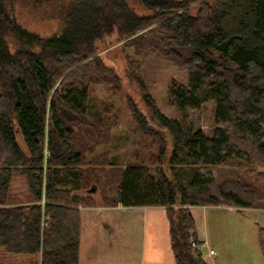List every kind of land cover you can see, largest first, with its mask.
Returning <instances> with one entry per match:
<instances>
[{
    "label": "trees",
    "instance_id": "16d2710c",
    "mask_svg": "<svg viewBox=\"0 0 264 264\" xmlns=\"http://www.w3.org/2000/svg\"><path fill=\"white\" fill-rule=\"evenodd\" d=\"M134 1L142 12L127 0H0V247L6 251L35 255L36 264H78L80 207L97 205L98 192L105 206H163L175 263L206 264L190 245L197 242L191 206L264 208V0ZM49 2L61 22L52 36L28 31L12 14L16 3L39 11ZM114 31L136 55L159 54L187 69L185 85L169 86L184 120L214 104L206 135L161 113L140 82L146 113L134 105L131 111L139 129L158 141L148 155L152 168H123L112 158L83 162L106 125L85 114L88 85L114 78L95 42ZM216 169L242 178L219 185ZM14 174L25 178L30 202L10 203ZM258 242L264 259L261 226Z\"/></svg>",
    "mask_w": 264,
    "mask_h": 264
},
{
    "label": "rangeland",
    "instance_id": "374dc122",
    "mask_svg": "<svg viewBox=\"0 0 264 264\" xmlns=\"http://www.w3.org/2000/svg\"><path fill=\"white\" fill-rule=\"evenodd\" d=\"M127 1L138 12L143 11L134 0ZM12 10L17 24L30 32L40 36L59 33L61 22L54 15L55 11H50V2L45 3L39 11L17 3L13 5ZM95 52L103 64L113 70L114 78L110 82L88 85L85 114L89 121L100 120L106 123L108 128L106 125L102 128L98 137L100 141L95 147L92 145L90 149L84 151L83 162L91 161L94 157L95 161L99 162L112 158L123 168L128 164L141 163L152 168L148 162V155L157 152L158 141L153 134L139 129L132 115L131 106L134 105L139 111L146 113L140 92L141 82L161 113L170 118L184 120V114L174 105L169 94V86L172 80L185 85L188 79L187 69L159 54L136 55L129 41L119 40L115 31L103 39L96 40ZM214 109L212 102H206L199 110L187 112L184 121L210 135L214 126ZM107 138H109L107 142H104L103 139ZM17 139L24 148L19 134ZM170 142L168 138V145ZM223 169L236 172L237 168L226 165ZM218 171L217 169L214 171V178L219 185L224 180L242 178L241 173L236 175ZM10 185V203L30 202L23 176L14 174ZM115 194L114 191L108 192L112 197ZM92 198L97 204H103L98 192ZM235 217L238 227L232 235L230 241L232 245H226L223 250L216 251L219 252L220 264H264L257 227L246 217L238 215ZM0 263L36 264L37 257L10 253L4 247H0Z\"/></svg>",
    "mask_w": 264,
    "mask_h": 264
},
{
    "label": "crops",
    "instance_id": "0c3cea01",
    "mask_svg": "<svg viewBox=\"0 0 264 264\" xmlns=\"http://www.w3.org/2000/svg\"><path fill=\"white\" fill-rule=\"evenodd\" d=\"M189 209L197 239L214 251L212 256L202 258L206 264H220L216 251L232 245L238 227L235 216L248 218L257 229L264 227V208L237 210L206 205ZM78 264H176L165 208L120 204L80 207Z\"/></svg>",
    "mask_w": 264,
    "mask_h": 264
},
{
    "label": "built area",
    "instance_id": "2783aa9c",
    "mask_svg": "<svg viewBox=\"0 0 264 264\" xmlns=\"http://www.w3.org/2000/svg\"><path fill=\"white\" fill-rule=\"evenodd\" d=\"M41 203H43V201H41ZM190 245L196 250L201 258H203L205 255L212 256L214 254L212 249H209L203 241H199L198 239L197 242L191 241Z\"/></svg>",
    "mask_w": 264,
    "mask_h": 264
}]
</instances>
